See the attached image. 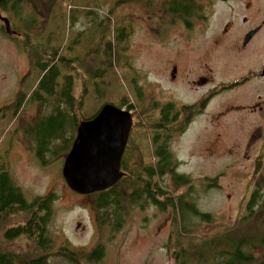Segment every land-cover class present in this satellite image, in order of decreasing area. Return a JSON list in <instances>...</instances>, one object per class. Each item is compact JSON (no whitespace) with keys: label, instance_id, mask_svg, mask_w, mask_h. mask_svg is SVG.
<instances>
[{"label":"rangeland","instance_id":"374dc122","mask_svg":"<svg viewBox=\"0 0 264 264\" xmlns=\"http://www.w3.org/2000/svg\"><path fill=\"white\" fill-rule=\"evenodd\" d=\"M115 1L41 0L40 17L32 18L16 36L4 31L0 20V155L29 203L54 196L46 230L53 240L50 264H89L84 252L97 247H101L98 264H175L171 259L174 251L183 252L187 259L192 255L207 257L211 264L213 253L223 250L225 235L256 243L257 232H264V197L253 212L243 200L256 187L264 194V166L262 171L256 169L259 155L264 161V81L252 74L260 70L264 51L257 46H239L244 33L241 27L245 26L242 15L258 21L264 0H252L254 6L249 10L243 5L246 0H191L200 3L198 14L206 17L204 30L185 33L162 24L169 0H129L119 6ZM90 10L95 14L91 23L86 17ZM104 17L112 33L121 28L120 37L113 40L118 55L112 70L108 68L109 56L103 53L108 45L100 56L94 51L107 39L100 38L98 26L92 23L105 24ZM228 22L231 30L225 32ZM122 33L126 34L123 39ZM46 43L82 60L87 83L85 107L81 108L85 118L106 103L122 105V97H127L136 104L135 123L148 121L150 113L154 114L149 119L152 123L159 119L161 104L173 103L175 111H182L185 104L200 97L199 90L221 85L187 129L176 130L160 141L166 148L164 159L173 170L160 172V160L142 161L139 156L151 159L155 150L152 136L167 131L140 124L133 129L129 146L134 159H128L127 170L137 172L145 167L144 175L154 185V199L165 203L164 208L143 193L137 203L131 202L132 192L140 187L137 183L130 187L128 176L115 185L116 201L107 207L96 201L104 190L90 194L73 191L62 173L73 136L65 140L61 136L43 156L38 154L44 141L41 134L48 129L47 114L60 101L57 95L48 97L45 109L33 96L41 73V65L36 64L38 44ZM174 61L180 70L175 80L170 76ZM96 66L106 70L100 72ZM204 74L211 76V82L193 90L185 76ZM243 75L248 76L245 82L232 84ZM77 82L74 94L80 95L84 85L80 78ZM39 94L44 95V90L39 89ZM157 104L159 109L154 112ZM156 164L158 171L151 177L150 166ZM176 176L188 178L187 183L175 186ZM187 203L198 208L201 218L187 219L195 214ZM203 214H210L211 219H203ZM225 228L231 232L221 233ZM62 247L85 258L72 262L59 254ZM0 249L9 251L11 247ZM249 251H257L255 263L263 264L264 251L256 246L248 247L247 254Z\"/></svg>","mask_w":264,"mask_h":264},{"label":"trees","instance_id":"16d2710c","mask_svg":"<svg viewBox=\"0 0 264 264\" xmlns=\"http://www.w3.org/2000/svg\"><path fill=\"white\" fill-rule=\"evenodd\" d=\"M128 1L129 0H116L115 2L116 5L119 6L121 5V3L124 4ZM90 11L87 12L86 17L90 19L89 23L95 22L92 20L94 19L93 15H95L94 11ZM88 13L90 14L88 15ZM75 16L76 14L70 17L71 20L72 18L74 19ZM105 20L106 19L104 17V21ZM108 21L109 20L107 19V21H105V24L103 22H98V24L92 23L93 25L98 26L99 30L97 31H100V33H97L100 34V38L104 37L107 39L105 43L100 42V44L96 46L94 51L96 55L100 56L104 50L105 44L108 45V48L103 53L109 56L110 61L108 68L112 70L115 68V64L113 62L115 61L116 55H118L116 44L113 40L114 37H120L121 28L115 30V33H112L111 25H107ZM107 33H109V38H107ZM125 36L126 34L124 35V33H122V39ZM27 43L31 44V42L29 41ZM37 53L40 57L36 60V64L41 65V73L37 85L38 88L34 91L33 96L37 97L38 101H41L43 103L45 109L47 108L46 106L49 105L48 97H54L55 95H57L60 98L58 105L53 108L52 111L48 112L50 114H47V117L45 119L49 120L48 125H46L48 129L46 130L45 135L41 134V137H44V141L42 140L43 143L40 145V149L38 152L40 156H43V152L47 151L50 146H53L55 140H59L61 136H63L62 140H65L66 136H73L72 139L75 138L77 128L81 121L92 118L94 115L85 118V116L82 115L83 112L81 111V108L85 107V94L87 92V83L84 77L86 73L83 70L82 60L75 55H69L68 53L63 51V49L52 47L51 43L38 44ZM88 54H90V52H88ZM98 59L99 57L96 58V60ZM95 63L101 65L100 62ZM95 68L100 72L106 70L105 66H96ZM58 77H60V82L58 81ZM79 78L82 81L81 85H84V88L80 95H75L74 86L76 83H78L77 81L79 80ZM110 84L112 83L110 82ZM39 89H43L45 94L40 95ZM128 100L129 99L127 97H122V105L117 106H119L120 108L133 110L132 115L134 122L132 130H136L135 126H137V124L148 126L150 130L158 128L155 122L150 123L149 121L150 117L154 118V114L152 113H150L148 121L139 122L136 124L135 122H137L138 120H135L136 109L133 107L136 106V104L130 103V100ZM167 106L169 108H172L171 106H173V103L165 105V107ZM185 108L186 107L183 106L182 111ZM158 109L159 104L156 105L154 112L156 110L158 111ZM16 110L19 111L20 108H17ZM164 117H167V115H165ZM55 126L57 127L55 128ZM74 127H76V129L74 130L75 134L73 131ZM165 151L166 148L159 147V152L157 153L164 156ZM164 158L160 160V162H162L161 165H159L160 172H162V169L165 168H168L170 171L173 170L168 167L170 161H165ZM256 161L257 171H262L264 166L263 158L259 155L256 158ZM137 172H134L131 180L127 179L128 185L130 187H134L135 183H137V185L140 184L139 187L141 188L142 177L137 175ZM187 181L188 178H185L184 176H176L175 186L180 183H187ZM140 188L137 187L136 191L132 192L133 196L131 198V202L137 203L136 199L139 197V195H141V193H143V191L149 197L154 199V193H151V191L148 189V185L144 190H140ZM109 190L110 191L106 190L104 192H101V197L96 200L98 201V206L107 207L108 205L116 201L115 195L117 196V192H114L115 190L113 191L112 188ZM110 193L112 194V196ZM109 195L111 197L108 198ZM263 197V192L259 187H256L251 192V195L243 200L246 204L247 210L253 212L256 207L258 208L259 204H261L263 200ZM53 199L54 196L49 195L47 197L39 198L29 203L25 199L20 186L15 184L14 179L10 176L9 172L6 169L5 162L0 155V248L5 245L11 247L9 251H3L2 249H0V252H2L0 253V264H50V259L53 256V253L49 250L53 245V240L51 239L50 235L47 234L46 230L51 213V203ZM154 201L155 203L160 204L161 208H164L166 206L164 203H161L156 199H154ZM171 202L174 203L172 199ZM187 204L191 209L195 211V214H193L192 217H187V219L196 220L198 217L201 218V215L197 211L198 208L194 204ZM41 211H45V214H43L42 216L40 215ZM203 216L205 217L203 219H211L210 214H203ZM101 221H104V219H102ZM4 225L5 228H3ZM225 240L227 242L224 243L223 249H228L229 251L232 250L234 259L235 256H237L239 264H249V261L251 262V256L247 254V249L248 247H250L251 249L252 246H256L255 243H250L247 239H243L240 237H238V240H235L233 234H231L230 236H226ZM62 248V252H60L59 254L65 256V258L72 262L77 263L76 260L85 258V256H81L79 253H75L74 251L69 250L67 247ZM84 253L87 254L86 258L89 260V264H98L99 260L101 259V247L95 248L91 253L87 251Z\"/></svg>","mask_w":264,"mask_h":264},{"label":"flooded vegetation","instance_id":"af4514ba","mask_svg":"<svg viewBox=\"0 0 264 264\" xmlns=\"http://www.w3.org/2000/svg\"><path fill=\"white\" fill-rule=\"evenodd\" d=\"M40 1L41 0H0V20H2L1 28L12 36H16L17 34L20 35L22 29L29 25L31 18L40 17ZM199 4L200 3H198L197 1L192 2L191 0H169V2L165 4L168 9H167V13L165 17L163 18L162 24H168L169 28L177 27L182 33L188 32L189 30H193V31H197L198 29L204 30L203 23L205 22L204 18L206 17L203 16L204 17L203 18L202 16H200V14H198V13H201L198 10V6L200 8ZM243 5H245V8H247V10L251 9L254 6L252 0H246ZM235 14H239V13L236 12ZM257 17L259 20L255 21L253 19H250L248 15H242V21L245 26L244 27L240 26L242 30L244 31V33L242 34L243 37L241 39L242 44L241 46L238 45L240 49H247L249 47L251 48V47L257 46L260 49H263L264 51V10L259 12ZM192 18H194V22ZM13 20H16V22L14 23ZM6 21L9 23V27L6 24ZM18 23H20V25H18ZM223 29L225 30V32H228L229 30H231L230 22L225 24ZM202 60L203 58L200 59V63H202ZM199 66L200 68L203 69L201 64H199ZM203 66H207L206 63H203ZM263 70H264V54H263V60L260 66V70H257L256 72H253L252 74L260 77L264 81ZM211 71L212 69L209 68L208 72L210 73ZM179 72L180 70L178 68V65L174 61L172 63V68L170 72L171 78L174 80L177 79ZM185 77L187 78V82H189L190 85H193L192 87L193 90H198L201 87H205L207 84L211 82V76L207 74L199 75L196 78H191L189 76H185ZM247 79H248V76L243 75L239 77L237 80H234L232 84L237 85L242 82H245ZM219 87H221V85H217V86L212 85L210 88L204 89L201 92L199 90L198 92H199L200 97L192 104H185L184 106L186 108L183 111L177 110L175 112L174 108H169L168 106L165 107V105L169 104V102L165 104H161V107L159 110V119L157 122H155L158 128L154 130L163 131V132L167 131V133H157L153 135L152 141H153V146L155 147V150L152 151V158L146 159L142 155H139L140 159L142 161H149V162L155 160V163H157L158 160L163 159L164 156L157 153L159 152V147L162 146V144L161 145L159 144L160 141L163 140L165 136H169V135L172 136V134L176 130L181 131L184 128L187 129L189 123L190 124L192 123L191 120L193 119V117L197 115L198 110L205 106V103L207 100L212 99L213 95L215 94V91ZM166 108H169V109H166ZM165 115H167V117H164ZM132 132L133 130L131 128L130 135H129V138H128V141L125 147V151H124V154L121 160L120 172L123 173V176L117 181V183H115L112 187L106 190H109L112 188L114 191L115 185H117L119 182L124 180L125 177L128 176L127 178L128 180H131V177H133L134 172L127 170L128 162L129 164L131 162L128 159L130 160L134 159L133 151L130 149V146H129ZM137 165L139 164L137 163ZM151 168H152V171L150 170V172H148V175L152 177L158 171L157 164L155 166H151ZM144 169L145 167H143L141 171L137 172V175L142 177L141 190L146 189L148 185V189L151 191V193H153L154 185L153 183H149L148 179L144 175L146 174V172L143 171ZM143 195L147 197L148 200L152 199L147 194H145L144 191H143ZM169 202L172 204L171 199L169 200ZM40 215L41 216L43 215L42 212H40ZM222 232L228 234L231 231L225 228L224 230H221V233ZM256 239H259L255 243L256 247H259V249L264 251V232L258 231ZM223 240L225 243L227 242L225 238H223ZM94 249L95 248H90L88 250L89 253H91ZM214 249H217V247ZM256 253L258 252L249 251L248 254L251 256V263L249 261L250 264H256L255 263ZM197 254L204 255L202 253H197ZM193 256L195 259H198V260L192 259ZM213 257L214 258L212 260L210 259L211 264H237L238 262L237 256H235V259H236L235 260L232 250L229 251L228 249H223L221 251L214 252ZM171 259L176 260L175 264H181L180 259H182L183 261L182 264H187V263L189 264V262H194V261H198L195 264H208L207 257L203 259H199L195 255H192L190 259H187L186 257L183 256V252L181 251H174V254L171 255ZM261 263L264 264V261Z\"/></svg>","mask_w":264,"mask_h":264},{"label":"water","instance_id":"95a60500","mask_svg":"<svg viewBox=\"0 0 264 264\" xmlns=\"http://www.w3.org/2000/svg\"><path fill=\"white\" fill-rule=\"evenodd\" d=\"M132 112L106 103L92 118L81 121L62 167L73 191H103L123 176L120 167L133 125Z\"/></svg>","mask_w":264,"mask_h":264},{"label":"bare ground","instance_id":"6f19581e","mask_svg":"<svg viewBox=\"0 0 264 264\" xmlns=\"http://www.w3.org/2000/svg\"><path fill=\"white\" fill-rule=\"evenodd\" d=\"M6 23H7V21H6Z\"/></svg>","mask_w":264,"mask_h":264},{"label":"clouds","instance_id":"9594fccd","mask_svg":"<svg viewBox=\"0 0 264 264\" xmlns=\"http://www.w3.org/2000/svg\"><path fill=\"white\" fill-rule=\"evenodd\" d=\"M133 111V110H132ZM133 113V112H132Z\"/></svg>","mask_w":264,"mask_h":264}]
</instances>
